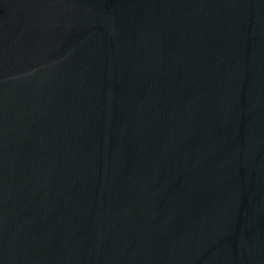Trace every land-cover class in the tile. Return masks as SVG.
Returning <instances> with one entry per match:
<instances>
[{
  "label": "water",
  "instance_id": "water-1",
  "mask_svg": "<svg viewBox=\"0 0 264 264\" xmlns=\"http://www.w3.org/2000/svg\"><path fill=\"white\" fill-rule=\"evenodd\" d=\"M0 264H264V0H0Z\"/></svg>",
  "mask_w": 264,
  "mask_h": 264
}]
</instances>
